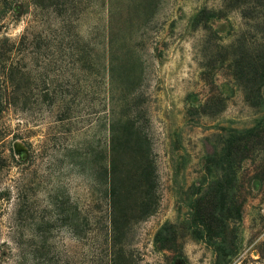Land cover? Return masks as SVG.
<instances>
[{"label":"rangeland","instance_id":"obj_1","mask_svg":"<svg viewBox=\"0 0 264 264\" xmlns=\"http://www.w3.org/2000/svg\"><path fill=\"white\" fill-rule=\"evenodd\" d=\"M243 4L264 16V0H0V264L40 217L34 264H264V24ZM114 117L149 154L110 153Z\"/></svg>","mask_w":264,"mask_h":264},{"label":"trees","instance_id":"obj_2","mask_svg":"<svg viewBox=\"0 0 264 264\" xmlns=\"http://www.w3.org/2000/svg\"><path fill=\"white\" fill-rule=\"evenodd\" d=\"M243 7L244 8H242L241 16L246 24H251V22H254L256 24H264V16L262 14L258 12V16L256 17L253 16V13L256 12L257 9L252 13L251 10L249 9V5L243 4ZM259 9H261V7ZM214 15L215 13H212L205 9L198 14L194 23L208 24L209 19L211 17H214ZM255 67L261 70L262 68H264V64L261 65L256 64ZM261 73L260 76L264 77V70H262ZM137 123L138 122L135 120H130L125 122L122 119H116L115 117L112 118V120L108 123V128H109L108 130L110 133L108 140L110 153L117 154L119 149H123V148L126 149L131 146H133L135 149L138 150L143 149L147 154L150 153L151 150L149 143L147 142L148 141L147 136L141 132L140 127L138 126ZM224 165H225L224 158H222L218 161L217 166L224 167ZM152 173L153 171L150 169V166H147L144 175L145 178L147 179L146 181L147 185H150V181L153 180ZM226 199H228L227 195H226ZM60 206H62V204ZM227 210L228 209L225 208V211ZM33 220H34V225L36 226L35 231L31 230L30 234L26 236L27 239L24 240L26 243L25 242L23 243L24 249H22L19 252L17 256L16 264H34L36 260H41L42 258L41 255H43V253L46 254L45 256L51 254V251L48 252L47 248H48V243L50 241L49 235L51 234L50 232L52 225L50 224L48 219L44 217H40L37 219L34 218ZM54 220L56 222L58 221L57 219ZM65 221H69V223L72 226L78 225L75 218H70V219L65 218ZM223 223H224L223 225H225L226 227V231H229L230 226L228 225V223L227 222H223ZM207 226H208L207 228L211 230L210 229L211 227L209 225ZM170 227L171 226L169 224L163 226L160 232L158 233V237L163 238L164 237L163 233H165V230H169Z\"/></svg>","mask_w":264,"mask_h":264}]
</instances>
